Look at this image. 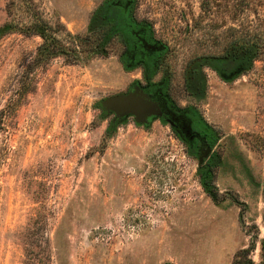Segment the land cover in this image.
I'll list each match as a JSON object with an SVG mask.
<instances>
[{"label":"rangeland","instance_id":"rangeland-1","mask_svg":"<svg viewBox=\"0 0 264 264\" xmlns=\"http://www.w3.org/2000/svg\"><path fill=\"white\" fill-rule=\"evenodd\" d=\"M12 1L0 0V27ZM103 1L17 0L14 14L27 22L34 10L84 35ZM135 14L170 49L154 82L169 71L172 102L218 134L205 161L219 159L218 202L198 150L168 124L130 117L108 135L114 115L100 102L147 85L141 68L125 70L121 47L35 69L41 38L12 33L0 40V264H232L250 227L264 238V59L230 83L204 67L202 99L185 86L189 62L221 54L230 29L260 31L264 0H137Z\"/></svg>","mask_w":264,"mask_h":264},{"label":"trees","instance_id":"trees-1","mask_svg":"<svg viewBox=\"0 0 264 264\" xmlns=\"http://www.w3.org/2000/svg\"><path fill=\"white\" fill-rule=\"evenodd\" d=\"M15 1L17 0H13L8 6L9 15L13 19L0 27V40L18 32L40 37L42 43L37 49L32 64L35 69L45 67L57 58L64 59L68 65H86L95 58H107L113 50L121 47V63L125 70L133 71L141 68L147 82L143 87L149 91L150 96L156 100L164 99L172 102L169 90L170 72L166 71L160 81L154 82V77L158 74L170 49L155 38L154 31L148 23L137 20L135 14L137 0H104L93 12L84 35H73L61 23L51 25L34 10L28 12L29 21L20 22L14 14ZM21 1L26 2V0ZM230 32L232 40L221 54L210 58H196L187 65L185 86L187 92L195 99H202L206 93L204 67L211 68L223 81L230 83L251 71L256 61L264 59V21L261 22L260 31L257 32L249 28L240 32L237 29H230ZM135 84L140 85V82ZM172 106L176 111L173 115L177 121L192 129L209 147H214L218 134L203 120L195 107L181 108L174 103ZM120 124L122 122L112 123L108 135ZM179 138L186 142L183 137ZM187 147L192 156L199 149L197 144ZM218 164L219 159L215 156L199 168L201 184L215 203L219 200L218 190L214 184V170ZM242 218L243 213H241L243 223ZM247 232L251 238L250 244L235 255L232 264H264V238H260V231L256 225L250 227ZM258 249L260 260L255 262L253 254Z\"/></svg>","mask_w":264,"mask_h":264},{"label":"water","instance_id":"water-1","mask_svg":"<svg viewBox=\"0 0 264 264\" xmlns=\"http://www.w3.org/2000/svg\"><path fill=\"white\" fill-rule=\"evenodd\" d=\"M100 107L105 114L115 115V122H121L125 118L133 117L137 125L148 126L154 119H158L168 124L171 128H176L175 123L166 117L167 112L163 110L162 102L153 99L139 85L133 86L127 93L102 100ZM211 153L212 149L207 147L205 141H202L198 154L199 168L204 165Z\"/></svg>","mask_w":264,"mask_h":264},{"label":"flooded vegetation","instance_id":"flooded-vegetation-1","mask_svg":"<svg viewBox=\"0 0 264 264\" xmlns=\"http://www.w3.org/2000/svg\"><path fill=\"white\" fill-rule=\"evenodd\" d=\"M134 86H136V85H134ZM142 88H144V87H142ZM145 91L149 94V91H147L146 89H145ZM157 101H161L162 102V104H163V107L162 108H163L164 111L167 112L166 117L168 119L172 120L175 123L176 128H172V130L175 132V134H177L179 137L180 136L183 137V139L186 141V142H184L186 144V146L193 145V144H197L199 146V149H198L197 154H199L200 147H201V142L203 141L200 138V136L196 135L193 132L192 129L187 128L186 126L183 125V123H180L179 121H177L174 118V115L173 114L176 113V111L173 110V106H172L173 103L172 102H170L169 100L168 101L167 100H164V99L163 100L162 99H160V100L158 99ZM128 118H130V117H128ZM131 118H133V117H131ZM125 119H127V118H125ZM123 121H121V122H123ZM112 122L113 123H116V124L117 123H120V121L115 122V115H114V118H113ZM207 147H208V145H207ZM197 157H198V155H197ZM204 164H205V162H204Z\"/></svg>","mask_w":264,"mask_h":264}]
</instances>
